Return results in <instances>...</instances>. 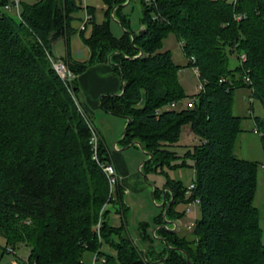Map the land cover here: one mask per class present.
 <instances>
[{
    "label": "trees",
    "instance_id": "trees-1",
    "mask_svg": "<svg viewBox=\"0 0 264 264\" xmlns=\"http://www.w3.org/2000/svg\"><path fill=\"white\" fill-rule=\"evenodd\" d=\"M126 1L101 0L104 19L97 23L96 9L82 0L22 3L21 20L3 12L0 0V237L11 249L27 248V264H84L85 252L95 254L94 264H264L253 204L259 165L234 154L241 118L232 114L239 87H247L264 109V0H139L145 30L132 38L121 12ZM81 10L89 19L76 30L72 24ZM110 18L124 31L118 38L110 32ZM75 32L89 51L85 61L70 54L69 36ZM170 34L180 43L185 67L197 70L203 86L192 96L177 79L182 67L162 50ZM60 39L75 76L107 61L122 72V95L104 96L101 108L129 119L120 144L138 142L151 156L142 172L146 167L166 174L193 161L189 198L181 181L166 182L171 193L165 192L153 222L154 239L166 241L159 249L142 233L149 244L143 254L124 225L108 223V205L118 206L122 215L127 211L124 190L119 184L109 188L100 164L110 158L100 141V164L92 159L90 132L76 105L77 79L61 80L47 58ZM231 56L238 59L234 69ZM186 98L193 100L192 108L163 109ZM254 123L264 150V117ZM185 126L199 143L179 157L170 148ZM160 193L155 188L153 199ZM196 199L199 217L191 238L163 228L168 202L166 220L182 218L177 207ZM103 242L115 257L101 252Z\"/></svg>",
    "mask_w": 264,
    "mask_h": 264
},
{
    "label": "rangeland",
    "instance_id": "rangeland-1",
    "mask_svg": "<svg viewBox=\"0 0 264 264\" xmlns=\"http://www.w3.org/2000/svg\"><path fill=\"white\" fill-rule=\"evenodd\" d=\"M25 4H33L36 0H22ZM231 1V0H228ZM127 3L124 4L122 8V13L127 16L129 22L130 33L136 34L141 29V6L139 0H127ZM86 5L92 6L96 9L95 20L97 23L103 21V9L104 5L101 0H87ZM85 13L81 10L76 14V17L79 20H76L72 26L78 30L82 25V20L84 19ZM110 32L114 37H120L124 34V31L120 23L114 19L110 18L109 21ZM90 32L89 29L86 31V35ZM69 48L70 51L75 53V56L80 60L86 59V47L81 42L78 32L69 36ZM52 52L65 57L66 54V41L65 39H60L55 42V47L52 46ZM162 50H169L173 54H178L182 58V61L187 59L181 54L182 50L179 47V42L173 34L168 35L162 42ZM178 62L180 60L177 59ZM238 65V59L236 56H231L229 58V66L231 69H234ZM177 79L181 84L185 94L187 96H192L197 91L199 85L198 78L192 68H184L177 74ZM251 91L247 87H239L234 90L233 94V103H232V114L236 117L241 118L240 128L241 132L239 133L235 147L234 154L240 158L248 161L258 163V171L256 177V191L254 196L253 204L257 208L259 213V226L262 231L261 234V244L264 246V150L262 148L260 134L257 132L254 118L264 117V109L260 102L257 99L251 98ZM250 99L252 103H250ZM189 98H186L177 105L176 110H180L186 107V103L189 101ZM114 119V118H112ZM99 119H97V122ZM106 129L111 130L113 125L109 121H104ZM189 126L183 127L179 143L176 146L170 148L174 151L179 157L183 156L186 152V145L192 144L197 145L199 142H196L195 137H191L189 134ZM191 133V132H190ZM194 141V142H193ZM119 145V144H118ZM191 145V146H192ZM109 151H113L112 144L109 147ZM120 153L124 154L126 159L131 164L130 171L131 175L128 178V183L125 186V190L122 196L123 203L126 206V213L124 215L118 213V206L108 205V223L113 227H121L124 225L127 234L134 241L137 249L143 254L146 252L149 244L142 239V233H145V236L152 239L153 247L160 248L161 242L154 239L153 232L155 226L153 224L154 219L161 213L159 205L161 200L157 197L153 199V190L154 188L163 191L168 179L173 180V178H178V181H181L184 187H187L194 180L193 161L191 159L185 160V165L181 166L177 170H170L166 174L161 173L160 171L153 172L147 170L144 167V172H142L140 165L148 159L143 151L138 146L125 147L122 150V147L119 146ZM181 165V161H177ZM132 172L134 174H132ZM142 172V173H141ZM167 194V193H166ZM164 194V198H166ZM169 194V192H168ZM185 207L179 205L178 209L182 211ZM185 216V215H184ZM178 219H170L175 223L177 228L180 230L181 235H185L188 238H191L190 231H186L184 228L185 225L192 223L193 217L187 215L185 217ZM199 217V211L197 209L196 218ZM184 218V219H183ZM174 226L171 223L167 224V229L171 230ZM116 241L117 238L113 237ZM101 252L105 255L115 257L116 252L108 244L103 242L101 246ZM29 251L24 246H18L16 249H11L6 246V243L2 237H0V264H25L28 258ZM95 258V254L91 252H85L83 254V263L92 264ZM99 264V263H97Z\"/></svg>",
    "mask_w": 264,
    "mask_h": 264
},
{
    "label": "crops",
    "instance_id": "crops-1",
    "mask_svg": "<svg viewBox=\"0 0 264 264\" xmlns=\"http://www.w3.org/2000/svg\"><path fill=\"white\" fill-rule=\"evenodd\" d=\"M53 47H55V43L53 44ZM179 47H180V43H179ZM52 53L56 57L63 58V56L57 54L56 52H52ZM70 54L73 58L79 61H85L89 57V51L87 48H86V54H87L86 59L80 60L78 57L75 56V53L72 54L71 51H70ZM171 54H172L173 61L176 65L181 66L182 69L186 68L185 67L186 60H184L183 62L179 53L173 54L171 52ZM177 59L180 60V62H178ZM76 79H77V87H78L77 95H78L79 103L84 109V111L88 114L89 118L91 119V122L97 131L99 141L103 144L104 148L107 150L109 154L110 163L114 166L115 171H116V176L118 178V184L121 186V188L124 191H126L125 186L128 183V178H130L129 175H131V171H130L131 164L126 159L124 154L120 153L119 151L120 150L119 146H121L120 139L122 138L123 133H124L126 120L120 117L110 115L109 113L105 112L101 108L102 98L104 96H108V95L118 96L121 94L122 88H123V81L121 78V74L114 71L113 66L109 63V61H107V62L96 63V64L89 66L82 74L78 75ZM179 104L180 102L176 103L175 105L166 106L163 109L164 110H169V109L176 110V107ZM97 119H99L98 122H97ZM104 121L111 122L113 125V128L111 130L110 129L107 130ZM189 134H191L190 135L191 137L194 136L190 132ZM195 140L196 142H199L196 137H195ZM111 144H112V149H113L112 152L109 151L110 149L109 147H111ZM191 145L192 144L186 145V147L189 148L191 147ZM121 147H122V150L123 148H125L123 146ZM132 174L134 173L132 172ZM173 180L178 181V178L177 179L173 178ZM165 192L168 193V191H165ZM158 199L161 200L162 202L163 194L160 193L158 196ZM177 210L180 211L178 207H177Z\"/></svg>",
    "mask_w": 264,
    "mask_h": 264
},
{
    "label": "built area",
    "instance_id": "built-area-1",
    "mask_svg": "<svg viewBox=\"0 0 264 264\" xmlns=\"http://www.w3.org/2000/svg\"><path fill=\"white\" fill-rule=\"evenodd\" d=\"M3 1V5L1 6V9L3 12L11 15L12 17H14L17 20H21V4L23 3L22 0H2ZM87 0H82L83 5L85 6V2ZM89 19V17L87 15L84 16V20L82 22V25L80 27V30L84 29V24L85 22ZM237 20H241L242 17H236ZM47 54V58L52 66V69L54 70V72L56 73V75L63 81L65 82H70L71 80H73L74 78H77V76H75L68 68L67 63L64 61L63 58L60 57H56L53 53H48ZM241 60L244 61L245 60V56L241 55ZM195 74H197V70L195 68H193ZM203 86L202 84L199 83L198 87H197V91L195 93H198L200 91H202ZM194 93V94H195ZM76 105L77 108L79 110V112L83 115L84 117V121L88 127V130L90 132V137H89V145L91 146V150L93 153L92 159L95 160L98 164H100L99 160H98V142H99V137L97 134L96 129L94 128L90 118L87 116L86 112L84 111V109L82 108V106L76 101ZM172 105H175L172 104ZM186 107L187 108H192L193 107V100H189L186 103ZM100 166L102 167L103 172L105 173L107 180H108V185L111 191H113V189L115 188V186L118 184V178L116 176V171L114 166L111 163H102L100 164ZM194 188V184L193 182L191 184H189L186 187V192L185 195L187 198L190 197L192 189ZM198 205H199V201L196 199L190 203H187L186 205H184V209L182 210L184 215H191L193 217V222L189 223L187 225L184 226V228L188 231L192 230L195 220H196V212L198 209ZM100 227V223H98L97 225V230ZM174 229L177 231L179 230V228H177V226H174ZM96 259V256L93 260L94 261ZM25 264H27V261L25 262Z\"/></svg>",
    "mask_w": 264,
    "mask_h": 264
},
{
    "label": "water",
    "instance_id": "water-1",
    "mask_svg": "<svg viewBox=\"0 0 264 264\" xmlns=\"http://www.w3.org/2000/svg\"><path fill=\"white\" fill-rule=\"evenodd\" d=\"M126 3H127V2H126ZM144 30H145L144 28H141L136 34H137V35H142V34L144 33ZM129 35H130L131 38H132L133 34L129 32ZM141 54H142V53L140 52L138 56H140ZM120 74H121V78H122V81H123L122 72H120ZM122 93H123V88H122V92H121L120 95H122ZM129 122H130L129 119H126V125H127ZM126 125H125V127H126ZM124 130H125V129H124ZM122 138H123V136H122ZM134 145L138 146V147L141 149V151H143L142 148H141L140 143L135 142ZM144 153H145V152H144ZM145 154L148 155V159H147V160H149V159L151 158V156H150L148 153H145ZM154 190H155V188H154ZM154 190H153V192H154ZM165 191H168L169 193H171L170 190L167 189V188H165V189L162 191V194H163V201H162L161 204L159 205L160 207L163 206V204L165 203V198H164ZM172 199H173V198H171V201H172ZM171 201H170V202H171ZM170 202L167 203V207L169 206ZM167 207H166V208H167ZM166 208H165V211L163 212V218H164V220H165V225H163V228L166 229V230H168V231H170V232H176V230H175L174 228L171 229V230L167 229V224H168V223L173 224V226H175V223L172 222V221H168V220L165 219ZM154 233H155V230H154V232H153V236H154ZM157 239H158V241H161V242L164 243V244L166 243V241L164 240V238H157ZM186 258H187V261H188L189 259H188L187 256H186Z\"/></svg>",
    "mask_w": 264,
    "mask_h": 264
},
{
    "label": "bare ground",
    "instance_id": "bare-ground-1",
    "mask_svg": "<svg viewBox=\"0 0 264 264\" xmlns=\"http://www.w3.org/2000/svg\"><path fill=\"white\" fill-rule=\"evenodd\" d=\"M187 231V230H186Z\"/></svg>",
    "mask_w": 264,
    "mask_h": 264
}]
</instances>
